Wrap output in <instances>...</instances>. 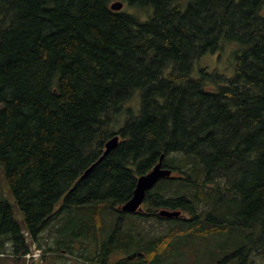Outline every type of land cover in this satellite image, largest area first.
I'll list each match as a JSON object with an SVG mask.
<instances>
[{
  "label": "trees",
  "instance_id": "trees-1",
  "mask_svg": "<svg viewBox=\"0 0 264 264\" xmlns=\"http://www.w3.org/2000/svg\"><path fill=\"white\" fill-rule=\"evenodd\" d=\"M114 1L0 0V163L32 240L52 229L71 264H264V0ZM223 41L234 75L194 77ZM1 233L32 251L7 200Z\"/></svg>",
  "mask_w": 264,
  "mask_h": 264
},
{
  "label": "rangeland",
  "instance_id": "rangeland-1",
  "mask_svg": "<svg viewBox=\"0 0 264 264\" xmlns=\"http://www.w3.org/2000/svg\"><path fill=\"white\" fill-rule=\"evenodd\" d=\"M182 3H185L186 0H180ZM124 8L130 11L129 6H125ZM123 8V9H124ZM143 8H133L132 13L139 14L142 19H147L151 10H142ZM241 48V44L239 42L234 41H223L222 47L216 52H210L205 55H202L198 58L194 63L193 68V76L200 77L202 75V69H206L208 72H217L222 73L227 77H232L235 73V66H236V53ZM131 106L135 113L140 108V93L139 91L135 93L134 97L132 98L131 102L128 104ZM127 105V106H128ZM126 106V107H127ZM129 114H123L120 117L119 124L115 127V129H119L126 119L128 118ZM7 200L13 207L15 218L20 223L23 232L27 235L28 240H31V248L32 251L30 254H14L13 253V246L12 241L7 239V234L1 233L0 239L5 238L4 246H0V264H71L72 260L68 259V257L64 258L63 254H58L52 250H49V246L55 245V233L52 229L45 230L39 237L38 241L32 240L33 237L31 236L27 222L25 220L24 212L21 210L20 206L17 204L12 190L10 188V184L5 174L4 167L0 163V202ZM113 217L110 219L112 225L117 222L119 214L113 213ZM111 218V217H110ZM147 225L146 223H143ZM165 227H159L158 231H164ZM112 232L106 229V237ZM59 235V233L57 232ZM56 234V235H57ZM111 235V234H110ZM42 244L41 248L40 245ZM62 253V252H61Z\"/></svg>",
  "mask_w": 264,
  "mask_h": 264
},
{
  "label": "water",
  "instance_id": "water-1",
  "mask_svg": "<svg viewBox=\"0 0 264 264\" xmlns=\"http://www.w3.org/2000/svg\"><path fill=\"white\" fill-rule=\"evenodd\" d=\"M123 7H124V2L121 0L114 1L111 4V8L117 11H120ZM119 142H120L119 134H116L113 137H111L105 145V151L101 158H103L114 148H116ZM171 174H172V170L164 167L163 156H162L160 158V161L150 171L139 176L133 197L130 200H128L126 203L121 205L119 208L127 213H133L141 210L147 191L150 190L152 187H154L161 178L170 176ZM159 214L167 217L179 216L181 214V211L164 208L159 211Z\"/></svg>",
  "mask_w": 264,
  "mask_h": 264
}]
</instances>
